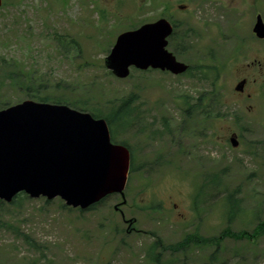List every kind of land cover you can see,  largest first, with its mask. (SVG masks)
Instances as JSON below:
<instances>
[{"label": "rangeland", "instance_id": "1", "mask_svg": "<svg viewBox=\"0 0 264 264\" xmlns=\"http://www.w3.org/2000/svg\"><path fill=\"white\" fill-rule=\"evenodd\" d=\"M257 14L264 19V0H2L0 110L39 102L26 96V77L38 98L87 101L102 114L132 97V121L116 141L127 143L133 163L124 198L112 195L93 210L28 197L0 205V264H156V255L162 264H264V235L248 237L264 223ZM160 18L174 27L168 50L193 69H131L115 78L104 58L116 37ZM241 79L248 82L237 93ZM228 194L239 202L231 224ZM188 235L210 243L173 248ZM157 239L162 245L151 251Z\"/></svg>", "mask_w": 264, "mask_h": 264}, {"label": "water", "instance_id": "2", "mask_svg": "<svg viewBox=\"0 0 264 264\" xmlns=\"http://www.w3.org/2000/svg\"><path fill=\"white\" fill-rule=\"evenodd\" d=\"M171 32L170 25L160 20L120 34L105 67L119 79H125L131 67L184 73L186 66L165 51ZM254 32L264 37L260 20ZM242 87L241 83L236 90ZM230 143L238 146L235 136ZM128 168V151L110 143L103 120L65 106L30 101L0 111L1 200L10 202L25 192L31 198L59 196L67 206L87 209L108 195L123 197Z\"/></svg>", "mask_w": 264, "mask_h": 264}, {"label": "trees", "instance_id": "3", "mask_svg": "<svg viewBox=\"0 0 264 264\" xmlns=\"http://www.w3.org/2000/svg\"><path fill=\"white\" fill-rule=\"evenodd\" d=\"M174 51L176 53L180 54V51L177 48H174ZM207 68L211 69V70L214 69L213 66H207ZM196 69L201 70L202 67L197 66ZM8 77H12V74H10ZM214 81H215V78H214ZM31 85H32L31 80L28 77H26V88H28L26 96L29 99H37L39 102H43V103L63 104V105L69 106L70 108L77 110V111H80V112H86V111L88 112L89 111V112H91V114L94 118H103L107 122L111 131L112 130L114 131V129L116 127L120 128V130H125L126 126L128 125V123L130 121L131 115H132V111H133L131 109L132 97L121 100L116 107L112 106L106 114H102L100 112L99 108H96L95 106H90V103L87 101H82V100H70V101H68V100H64V98H59V97L51 99L48 96H45L43 98L42 97L38 98L37 93L35 92L36 90L34 88H32ZM204 190H205V185H203V184L200 185V187L197 189L195 196L199 197L204 192ZM25 198L26 197L23 195H18L12 201V205L15 204L17 201L20 202L21 199H25ZM222 202H223L222 205H224V207H225V213L227 215L228 224H231V222L233 221V219L237 216V214L239 212V202L233 194L226 195L223 198ZM45 203L47 204L49 202L46 201ZM194 204L197 205L196 202ZM0 205H3V203L0 202ZM224 234H227V230H226V232H224ZM246 235L247 234H245V233H239L238 235L235 236V238H237V239L242 238ZM259 235H264V223L257 224L255 226L252 234H250L248 237L254 238V237H257ZM229 236H231V235H229ZM200 243L205 244V243H210V242L207 240H202V238H200L197 235H188L184 238V240L182 242L178 243L173 248L179 251V250L186 249L189 245H197ZM161 245H162V243L160 242V240L157 239L156 242L154 244H152L151 251H154L156 247H159ZM168 249H172V248L169 247ZM153 262H155L156 264H162L160 261L159 255L155 256V258L153 259Z\"/></svg>", "mask_w": 264, "mask_h": 264}, {"label": "flooded vegetation", "instance_id": "4", "mask_svg": "<svg viewBox=\"0 0 264 264\" xmlns=\"http://www.w3.org/2000/svg\"><path fill=\"white\" fill-rule=\"evenodd\" d=\"M250 2H252V1H255V0H249ZM244 3L246 2V1H243ZM258 19H260L261 20V22H262V25H263V27H264V19L261 17V15L260 14H257L256 16H255V18H254V22H253V27H252V32H251V35H252V39L255 41V42H257V43H262V44H264V37L262 38V39H259L260 37H258V35H257V33H255L254 32V25H255V23H256V21L258 20ZM256 65V68H252V67H254ZM251 66V67H250ZM249 67H250V69L251 70H255L256 72L257 71H259L258 69H261L262 68V64L259 62V61H253V63L250 65ZM242 80H244L245 81V83L247 84V80L246 79H242Z\"/></svg>", "mask_w": 264, "mask_h": 264}]
</instances>
